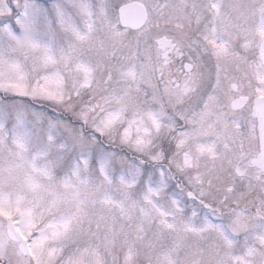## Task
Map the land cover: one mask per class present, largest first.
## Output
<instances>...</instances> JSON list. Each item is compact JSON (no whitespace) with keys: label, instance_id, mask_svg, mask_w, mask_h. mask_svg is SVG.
Returning <instances> with one entry per match:
<instances>
[{"label":"snow or ice","instance_id":"6c2138e0","mask_svg":"<svg viewBox=\"0 0 264 264\" xmlns=\"http://www.w3.org/2000/svg\"><path fill=\"white\" fill-rule=\"evenodd\" d=\"M0 264H264V0H0Z\"/></svg>","mask_w":264,"mask_h":264},{"label":"water","instance_id":"95a60500","mask_svg":"<svg viewBox=\"0 0 264 264\" xmlns=\"http://www.w3.org/2000/svg\"><path fill=\"white\" fill-rule=\"evenodd\" d=\"M134 5H138L137 3H133ZM132 15H135V8L132 10Z\"/></svg>","mask_w":264,"mask_h":264},{"label":"rangeland","instance_id":"374dc122","mask_svg":"<svg viewBox=\"0 0 264 264\" xmlns=\"http://www.w3.org/2000/svg\"><path fill=\"white\" fill-rule=\"evenodd\" d=\"M130 2H141V0H130Z\"/></svg>","mask_w":264,"mask_h":264}]
</instances>
